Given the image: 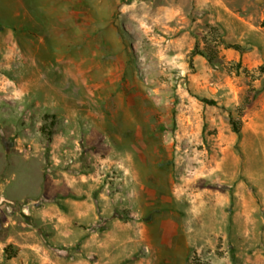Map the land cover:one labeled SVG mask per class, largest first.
<instances>
[{"label":"rangeland","instance_id":"374dc122","mask_svg":"<svg viewBox=\"0 0 264 264\" xmlns=\"http://www.w3.org/2000/svg\"><path fill=\"white\" fill-rule=\"evenodd\" d=\"M0 264H264V0H0Z\"/></svg>","mask_w":264,"mask_h":264},{"label":"trees","instance_id":"16d2710c","mask_svg":"<svg viewBox=\"0 0 264 264\" xmlns=\"http://www.w3.org/2000/svg\"><path fill=\"white\" fill-rule=\"evenodd\" d=\"M228 46H231V47H236L237 49H239V50H242L243 49V47L241 46V45H239V44H231V43H228L227 44ZM216 57V53H214V52H211L210 54H209V59L212 61L214 58ZM234 69H236L237 71H241V72H247V69L246 68H242L241 67V64H237L235 67H234ZM205 101H208V102H210V103H214V101L213 100H205ZM46 117L47 118H52V120H51V122H50V128H48V131H47V133L49 134V136H51L52 134H53V126L55 125V116L54 115H49V114H47L46 115ZM231 121H232V124H233V130L236 132V133H239L240 132V126H239V124H238V122H235L233 119H231Z\"/></svg>","mask_w":264,"mask_h":264}]
</instances>
